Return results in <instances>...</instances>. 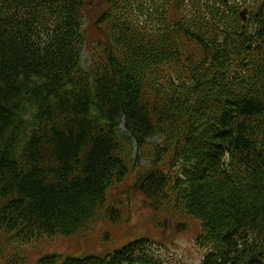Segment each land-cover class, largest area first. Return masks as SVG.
<instances>
[{"label": "trees", "instance_id": "16d2710c", "mask_svg": "<svg viewBox=\"0 0 264 264\" xmlns=\"http://www.w3.org/2000/svg\"><path fill=\"white\" fill-rule=\"evenodd\" d=\"M104 1L84 66L85 0H0V264L138 197L198 221L199 264H264V0ZM159 247L37 264H170Z\"/></svg>", "mask_w": 264, "mask_h": 264}, {"label": "rangeland", "instance_id": "374dc122", "mask_svg": "<svg viewBox=\"0 0 264 264\" xmlns=\"http://www.w3.org/2000/svg\"><path fill=\"white\" fill-rule=\"evenodd\" d=\"M103 7V0H85L83 28L87 44L82 54L84 66L88 65L87 49L92 44L90 42L104 39V35L98 32L94 24L96 15L103 11ZM135 153L134 148L131 151V159L135 158ZM110 191L117 192L116 186ZM129 195L133 196L131 190ZM108 196L110 198L109 194ZM164 216L158 215L154 220L151 210L138 197L131 203L130 215L128 209L124 208L117 220L95 221L86 230L74 235L43 236L23 245L21 249L26 254L24 264H37V257L50 251L75 254L105 253L142 235L150 236L160 243L159 249H154V252L170 264H198L205 251L195 243V236L200 230L198 221L187 216H169L168 219Z\"/></svg>", "mask_w": 264, "mask_h": 264}, {"label": "bare ground", "instance_id": "6f19581e", "mask_svg": "<svg viewBox=\"0 0 264 264\" xmlns=\"http://www.w3.org/2000/svg\"><path fill=\"white\" fill-rule=\"evenodd\" d=\"M206 47V46H205ZM171 92V91H170ZM107 105V104H106ZM150 105V104H149ZM179 110V109H178ZM81 152V151H80ZM190 157V156H189ZM195 163V162H194ZM81 167V166H80ZM99 213V212H98ZM101 215V214H100ZM125 218V217H124ZM98 221V220H97ZM121 221V220H120ZM124 221V220H123ZM248 231V230H247ZM122 247V246H121ZM102 253V252H101ZM221 253V252H220Z\"/></svg>", "mask_w": 264, "mask_h": 264}]
</instances>
